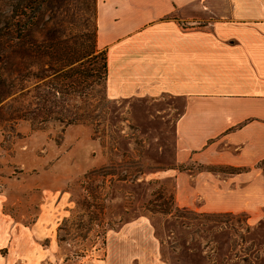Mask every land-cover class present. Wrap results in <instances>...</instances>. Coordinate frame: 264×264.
<instances>
[{
    "label": "rangeland",
    "instance_id": "rangeland-1",
    "mask_svg": "<svg viewBox=\"0 0 264 264\" xmlns=\"http://www.w3.org/2000/svg\"><path fill=\"white\" fill-rule=\"evenodd\" d=\"M95 6L0 0V32L8 10L28 21L0 104V224L23 239L12 264H264V213L176 204L171 110L182 105L107 96Z\"/></svg>",
    "mask_w": 264,
    "mask_h": 264
},
{
    "label": "crops",
    "instance_id": "crops-1",
    "mask_svg": "<svg viewBox=\"0 0 264 264\" xmlns=\"http://www.w3.org/2000/svg\"><path fill=\"white\" fill-rule=\"evenodd\" d=\"M95 24L110 99L170 97L182 105L171 110L174 163L184 166L176 173V204L258 220L264 213V0H96ZM190 164L199 170H187ZM12 231L0 224V250H7L0 264H12L14 248L23 246L19 230L15 240Z\"/></svg>",
    "mask_w": 264,
    "mask_h": 264
},
{
    "label": "trees",
    "instance_id": "trees-1",
    "mask_svg": "<svg viewBox=\"0 0 264 264\" xmlns=\"http://www.w3.org/2000/svg\"><path fill=\"white\" fill-rule=\"evenodd\" d=\"M20 15L19 10H8L4 12V21L1 25L0 32V46H2V50L0 51V104L2 100L7 96L10 92L9 89L12 88L10 79V55L12 49L17 45L16 40L21 38V41L26 36V31L28 29V21L27 20H17V16ZM96 26V24H95ZM16 32H19V37L15 35ZM95 46H96V30H95ZM97 48V46H96ZM104 71L105 74L107 72L106 68V53L104 51ZM5 66V67H3ZM6 77V78H5Z\"/></svg>",
    "mask_w": 264,
    "mask_h": 264
}]
</instances>
